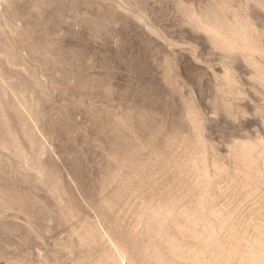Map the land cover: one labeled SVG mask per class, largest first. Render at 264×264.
I'll use <instances>...</instances> for the list:
<instances>
[{"label": "rangeland", "instance_id": "obj_1", "mask_svg": "<svg viewBox=\"0 0 264 264\" xmlns=\"http://www.w3.org/2000/svg\"><path fill=\"white\" fill-rule=\"evenodd\" d=\"M0 264H264V0H0Z\"/></svg>", "mask_w": 264, "mask_h": 264}]
</instances>
